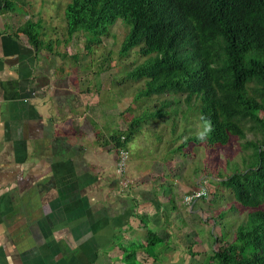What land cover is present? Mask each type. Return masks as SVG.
Wrapping results in <instances>:
<instances>
[{
	"label": "crops",
	"instance_id": "crops-1",
	"mask_svg": "<svg viewBox=\"0 0 264 264\" xmlns=\"http://www.w3.org/2000/svg\"><path fill=\"white\" fill-rule=\"evenodd\" d=\"M17 28L0 26V264H208L227 251L235 236L213 193L188 205L199 182L175 180L148 143L112 174L117 148L98 144L94 96Z\"/></svg>",
	"mask_w": 264,
	"mask_h": 264
},
{
	"label": "trees",
	"instance_id": "trees-1",
	"mask_svg": "<svg viewBox=\"0 0 264 264\" xmlns=\"http://www.w3.org/2000/svg\"><path fill=\"white\" fill-rule=\"evenodd\" d=\"M4 3L2 12L10 7V0ZM66 19L69 37L89 32L94 42L118 20L128 24L120 52L137 47L144 57L129 71L144 80L140 95H184L209 123L198 136L210 148L245 139L248 131L262 134L248 141L254 162L244 170L234 165L222 181L247 218L228 250L216 251L207 263L264 264V117L257 113L264 111V0H71ZM37 26L39 19L28 18L16 31L41 49ZM170 105L164 99L153 116L163 118ZM130 129L111 135L116 148L132 140Z\"/></svg>",
	"mask_w": 264,
	"mask_h": 264
},
{
	"label": "rangeland",
	"instance_id": "rangeland-1",
	"mask_svg": "<svg viewBox=\"0 0 264 264\" xmlns=\"http://www.w3.org/2000/svg\"><path fill=\"white\" fill-rule=\"evenodd\" d=\"M70 3L71 0H10V7L2 12L0 26L4 29L5 21L4 30L13 31L28 18L39 19L41 27L36 29L44 41L42 55L52 59V64L60 66L63 72L78 74L82 96H94L91 107L97 116L98 144L106 149L104 146H108L106 142L111 134L127 132L130 127L134 136L126 145L129 161L137 156L138 142L142 140L149 144L150 160L170 162L167 169L177 176L175 180L186 181L192 188L197 181L199 185L205 183L206 197L210 198L211 193L214 197L209 203L214 208L211 211L219 214L227 237H234L237 226L247 218V209L222 181L232 173L234 165L244 170L254 162V147L248 141H257L262 134L248 131L245 139L234 137L227 146L210 148L198 136L209 130V123L201 120L195 104L190 106L184 101V95H140L144 80L130 77L129 71L144 57L137 47L127 55L120 52L129 31L128 24L118 20L102 36L101 42H94L89 32L69 37L66 12ZM3 6L4 0H0V11ZM23 38L26 40V35ZM164 99H170L171 105L163 112V118L154 117V111ZM257 113L264 117L262 108ZM112 153L116 157L117 151L113 148ZM111 171L119 175L116 165Z\"/></svg>",
	"mask_w": 264,
	"mask_h": 264
},
{
	"label": "built area",
	"instance_id": "built-area-1",
	"mask_svg": "<svg viewBox=\"0 0 264 264\" xmlns=\"http://www.w3.org/2000/svg\"><path fill=\"white\" fill-rule=\"evenodd\" d=\"M128 166H129V151L126 147L119 146L117 148V159H116L117 173L123 177L127 172ZM121 182L123 185H130L131 183H133V180L128 178H123ZM207 195H208L207 186L205 183H202L199 185V188L185 195L184 201L188 205H191L196 200L200 198H205Z\"/></svg>",
	"mask_w": 264,
	"mask_h": 264
}]
</instances>
